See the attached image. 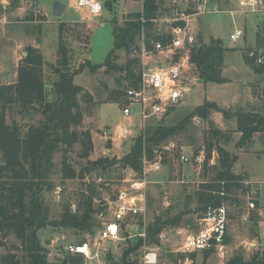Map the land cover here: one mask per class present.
Masks as SVG:
<instances>
[{
  "label": "rangeland",
  "instance_id": "1",
  "mask_svg": "<svg viewBox=\"0 0 264 264\" xmlns=\"http://www.w3.org/2000/svg\"><path fill=\"white\" fill-rule=\"evenodd\" d=\"M98 1L102 5V10L100 15L93 16L87 6L77 7V0H0V85L17 81V67L26 55V47L31 45L39 49L45 61L42 76L48 99L52 98V84L58 79L55 73L57 67L63 69L70 67L67 71L72 73L73 83L92 95L90 102L79 101L81 122L76 127L81 132H89L91 150L88 151L87 157H83L81 154L85 145L78 142L67 153L69 163L77 172L84 168L83 176L62 178L60 172L62 152H55L52 160L53 172L49 177L50 188L43 189L41 199L48 209L49 220L54 221L61 218L66 205H69L71 212H75L79 202H82L81 199L91 195L93 206L97 209L93 214L96 225L91 230L93 232L79 234L73 229L55 228L50 225L39 229L37 236L48 252L46 264H59V260L65 254L64 245L68 242L97 239L99 229L111 218L110 201L116 197L119 190L130 188L131 184L139 179L146 181L143 188L146 212L144 216L134 220L129 227L130 232L136 234L142 232L143 227H147L156 217H161V220L179 217L177 222L167 223L160 231H165L171 238V241L166 243V248L180 245L185 233H188V229L192 228L197 218L202 215V212L197 210V192L200 185L212 181L220 168L221 159L215 146L210 158L205 162L208 139L221 146L231 157H235L231 171L235 175H240L242 179L238 180L241 186L233 187L234 197L239 205L233 208L234 216L229 225L224 253L221 255L213 252L205 264H226L236 254H240L247 261L253 254L263 252L264 135L256 133L249 143L238 147L236 143L240 133L235 131L237 111L256 110L264 103V99L259 95L262 86L258 83L259 77L243 60V52L258 47L257 26L262 23L260 20L262 17L256 13H242L238 8V0H221L218 3L210 0L206 2L160 0L157 16L152 20L153 33L158 31L168 33L176 19L198 13L204 6L205 10H209L191 16L187 21L196 37L198 47L208 46L217 38L222 40L225 51L220 75L225 82H205L199 71L193 70L192 76L196 77L197 81L193 83L183 102L162 118V124L175 125L205 101L215 102L220 111L210 110L206 118L192 117L184 130L163 141L157 149L162 150L160 170L143 177L142 172H135L120 164L103 169L93 167L88 162L105 157L109 160L120 159L129 151L133 138L119 126L124 125L137 130L134 125L131 126V119L122 114L123 99H118V102L108 101L107 97L112 90H122L128 85L126 71L121 70V67L130 58H140L138 54L142 35L136 37L130 53L125 49L115 51L116 56L112 58V63L117 68L105 66L91 71L88 66L89 63L93 65L103 63L112 50L113 23L122 24L123 19L129 14L139 12L142 5L138 0ZM56 3L65 5L59 17L53 15ZM215 7L217 11H213ZM37 10H40L41 14ZM227 10H233L235 13L231 14ZM61 22H64L61 37L67 53L66 66L58 50V29ZM242 26L243 37L232 41L230 34L236 27ZM25 36L28 40L19 42V39ZM133 71L136 74V65L133 66ZM30 112L21 114L15 106H10L5 111L6 122L17 124L21 132L25 133L29 125H37L43 119L39 111ZM133 122L139 124V119L134 117ZM210 128L221 130L226 139L211 138L208 133ZM109 129H112L110 133ZM181 154L189 156L190 161L182 163ZM198 155H203L204 162L197 161ZM241 180L259 181L262 184L253 183V189L251 184L246 187ZM248 196L254 199L262 213L257 215L256 224L252 219L245 223L239 218V211L245 206ZM178 231H182V234H178ZM136 239L130 241L135 243ZM127 247L128 239L101 241L103 264L107 262L108 253L119 264L121 255ZM9 251L17 253L18 256L23 255L20 240L12 233L4 235L0 231V255ZM139 253L141 249L130 254L128 259L137 264ZM162 256L165 257L164 252ZM195 263L202 264L201 255Z\"/></svg>",
  "mask_w": 264,
  "mask_h": 264
},
{
  "label": "trees",
  "instance_id": "2",
  "mask_svg": "<svg viewBox=\"0 0 264 264\" xmlns=\"http://www.w3.org/2000/svg\"><path fill=\"white\" fill-rule=\"evenodd\" d=\"M210 1L218 3L221 0ZM159 2L160 0H142V11L129 14L123 19L122 24L113 23L112 50L103 63L97 65L89 63V69L95 71L105 66L117 68L112 63V58L116 56L115 51L125 49L130 53V48L134 45L136 37L140 35L142 26L147 48H151V40L166 42L169 39L167 32L153 33L154 22L152 20L157 16ZM141 17L146 20L143 24L140 20ZM183 24V21L172 23V25ZM63 27L64 22H61L58 29V50L61 52L66 66L67 53L61 37ZM257 27L261 28L260 24ZM259 31L256 34L258 47L243 52V60L247 67L259 77L258 83L262 85L259 95L264 99V29ZM222 44V40L217 38L212 40L208 46H203L201 51H199V47H196L191 52V60L195 63L196 70L199 71L205 82H225L220 75L225 51ZM25 51L26 55L17 67V81L0 85V231L4 235L12 233L20 240L23 255L18 256L17 253L9 251L0 255V264H46L48 252L41 244L37 231L47 225L55 228L73 229L78 234L91 231L96 225L93 214L97 209L93 206V196L91 195L81 199L82 202H79L75 212H71L69 205H66L61 218L54 221L49 220L48 209L41 199L43 189L50 188L49 177L53 172L52 160L55 152H62L60 168L62 178L72 179L83 176L84 168L77 172L69 163L67 153L78 142L85 145L81 154L83 157H87L88 151L91 150L92 141L89 132H81L76 127L81 122L79 101L90 102L92 95L73 83L72 73L57 67L55 73L58 79L53 82V96L48 99L42 76L45 63L43 55L38 48L31 45L27 46ZM134 65L138 69L140 63L137 57L128 59L127 63L121 67V70L126 71L129 82L130 78L133 81L137 77L133 71ZM124 89L112 90L107 100L118 102V99L122 98L125 101ZM10 106H15L21 114H30L31 110L39 111L43 119L37 125H29L27 131L22 133L17 124L6 122L5 111ZM210 110L220 111V108L213 101H205L175 125L151 126L144 133L133 136V144L120 159L109 160L105 157L88 162L93 167L103 169L107 166L120 164L122 167L140 173L141 158L144 154L147 158H152L155 150L160 148L163 141L184 130L192 117L206 118ZM235 131L240 133V138L236 143L238 147L249 143L256 133L264 135V103L256 110L240 109L237 111ZM208 133L211 138L216 140L225 138L219 129L210 128ZM214 146L221 159L220 168L212 180L214 182L209 181L200 185L197 192V210L201 212L208 204L217 205L223 200L235 201L233 187H239L237 181L242 179L240 175H235L231 171L235 157H231L226 150L209 139L206 142L205 162L210 158ZM222 179L227 181L225 184L226 196L218 194L221 187L216 181ZM178 218L161 220V217H156L146 227L149 243H157V235L163 226L167 223L177 222ZM251 219L256 224L257 214H254ZM141 244V238H137L135 243L128 240V247L123 251L119 264H133L134 261L128 257L136 252ZM212 253L211 249L203 253L202 264L206 263ZM169 257L174 259L171 253ZM83 261L82 256L65 252L59 260V264H82ZM106 264H118V262L114 261L108 253ZM226 264H264V251L253 254L247 261L240 254H236Z\"/></svg>",
  "mask_w": 264,
  "mask_h": 264
},
{
  "label": "built area",
  "instance_id": "3",
  "mask_svg": "<svg viewBox=\"0 0 264 264\" xmlns=\"http://www.w3.org/2000/svg\"><path fill=\"white\" fill-rule=\"evenodd\" d=\"M201 1L206 2L207 0ZM85 6L89 8V12L93 16L100 15L102 5L98 0H77V7ZM216 8L213 11H217ZM238 8L242 13L259 14L262 17L260 19L262 23L260 24L261 28H257L260 31L264 29V0H238ZM206 11L209 10H205L204 6L198 13L176 19V21H183L184 24L172 25L167 33L169 39L166 42L151 40V48L146 47L145 32L142 26L140 32L142 42L139 45L138 54L140 65L136 72V79L132 81L130 78L131 81L124 89L125 101L122 106V114L131 119V126L134 125L137 130L121 125L119 128L123 132L133 137L144 133L151 126L162 124V118L180 105L188 95L193 83L197 81L196 77L192 76L196 66L191 60V52L198 46L187 20L191 16H197ZM227 11L231 14L235 13L233 10ZM37 12L41 14L40 10ZM140 20L142 24L146 21L143 17ZM243 35L244 27L242 26L236 27L229 37L232 41H237ZM134 117L139 119V124L133 122ZM161 151L155 150L153 159L147 158L145 154L142 156L141 174L143 177L150 172L160 170L162 165ZM180 159L182 163L190 161V157L186 154H181ZM197 161L199 163L204 162L203 155H198ZM226 182L224 179L216 181L220 184L221 189L218 194L221 196L227 195L225 191ZM241 182L246 187L251 184L253 189V183L262 184L259 181L241 180ZM145 184L146 181L139 179L132 183L130 188L119 190L116 197L110 201V205H112L110 206L112 208L111 218L105 221L99 229L97 239L68 242L64 245L65 252L82 256L83 264H103L101 241L126 239L132 241L134 238H141L142 244L137 249H141L137 264H196L198 256L201 255L203 259V253L210 249L223 255L229 235V225L234 216L233 208L239 205L237 200H223L217 205L208 204L202 215L197 218L194 226L188 229V233H185L181 244L166 248V243H169L171 238L165 231L158 233L157 243L149 244L147 243L146 226L138 234L130 232L129 229L137 217L145 215L146 205L143 191ZM228 204L231 206L229 207ZM240 210L239 218L245 223L250 221L254 214L258 215L259 211L256 202L250 196L247 197L245 206ZM99 212L102 214L101 210ZM178 234H182V231H178ZM162 252H164L165 257L162 256ZM170 253L174 256L173 260L169 257Z\"/></svg>",
  "mask_w": 264,
  "mask_h": 264
},
{
  "label": "water",
  "instance_id": "4",
  "mask_svg": "<svg viewBox=\"0 0 264 264\" xmlns=\"http://www.w3.org/2000/svg\"><path fill=\"white\" fill-rule=\"evenodd\" d=\"M64 8H65V5L64 4H61V3H56L54 5V8H53V15L56 16V17H59L62 15L63 11H64ZM202 47L200 46L199 47V51H201ZM70 67H65L64 68V71H67L69 70Z\"/></svg>",
  "mask_w": 264,
  "mask_h": 264
},
{
  "label": "crops",
  "instance_id": "5",
  "mask_svg": "<svg viewBox=\"0 0 264 264\" xmlns=\"http://www.w3.org/2000/svg\"><path fill=\"white\" fill-rule=\"evenodd\" d=\"M138 1H140L141 2V5H142V0H138ZM140 11H142V8H141V10ZM244 27V26H243ZM23 40H28V37H21V39H19V42L20 41H23ZM112 130V129H111ZM111 130L109 129V133L111 132ZM114 132V131H113ZM261 212V210L259 209V211H258V214H262V213H260Z\"/></svg>",
  "mask_w": 264,
  "mask_h": 264
}]
</instances>
